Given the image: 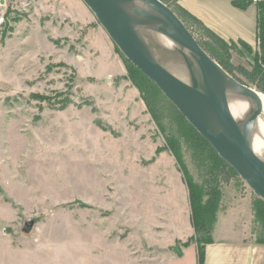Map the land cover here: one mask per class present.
Returning <instances> with one entry per match:
<instances>
[{
	"label": "rangeland",
	"instance_id": "obj_1",
	"mask_svg": "<svg viewBox=\"0 0 264 264\" xmlns=\"http://www.w3.org/2000/svg\"><path fill=\"white\" fill-rule=\"evenodd\" d=\"M186 21L201 45L210 41ZM224 43L234 77L254 88L238 69L251 70L256 50ZM133 67L81 0H0V264H104L183 247L169 248L193 230L166 143L177 118L160 104L158 128ZM192 150L181 144L184 165L209 187ZM219 176L209 239L256 240L257 197L238 175Z\"/></svg>",
	"mask_w": 264,
	"mask_h": 264
},
{
	"label": "water",
	"instance_id": "obj_2",
	"mask_svg": "<svg viewBox=\"0 0 264 264\" xmlns=\"http://www.w3.org/2000/svg\"><path fill=\"white\" fill-rule=\"evenodd\" d=\"M81 2L124 58L157 87L218 157L264 201V159L254 153L250 139L253 122L261 114V93L237 81L208 56L182 21L160 0ZM139 29L159 33L178 45L189 84L165 70ZM228 92L254 104L244 121L231 114ZM32 225L33 222H27L24 230L28 231Z\"/></svg>",
	"mask_w": 264,
	"mask_h": 264
},
{
	"label": "trees",
	"instance_id": "obj_3",
	"mask_svg": "<svg viewBox=\"0 0 264 264\" xmlns=\"http://www.w3.org/2000/svg\"><path fill=\"white\" fill-rule=\"evenodd\" d=\"M167 5L175 13V15L182 21L185 27L192 33V27L188 25L190 21L192 25H196L197 29L200 30V34L203 38L209 39L210 41L203 42L201 45L196 39L199 46L215 61L217 62L227 73H229L237 81V77H234V69L229 63V50L224 43L209 30L201 25L195 18L188 15L180 6L177 4V0H160ZM232 4L239 8L245 9L251 3L252 0H231ZM256 4L257 9V46L254 58V63L251 65V70L247 71L244 68L238 69V72L243 76L249 85L257 89L261 94L264 95V0H259ZM213 41L212 44L209 42ZM204 41V40H203ZM217 44L218 47H213ZM247 51L249 48L243 46ZM139 80L143 81V88L145 92H148L149 101L146 102L149 107L154 121L161 131H165V126L160 122L159 115L157 116V107L162 104H168L173 110L178 124L177 136H169L166 138V143L169 151L172 153L176 162L181 168L184 174L186 184L189 192L190 200V211H191V223L196 234V247H197V264H203L204 261V248L207 243L211 242L209 239L210 232L216 219V212L219 209L221 200V191L218 185L219 175L221 173H227L228 176L237 177L235 171L223 160H221L216 152L210 147V145L198 135V133L185 121V119L178 113V111L160 94L156 86L147 80L136 68L133 67ZM138 88V82H135ZM149 89V91H148ZM185 143L193 150V157L197 160L198 166L206 169V183L209 187L199 185L193 182L190 177L186 166L183 162L181 153V144ZM206 197V198H205ZM253 212L254 219L262 230V234L256 239L258 243H264V201L258 198L253 200ZM201 238H199L198 236ZM189 242L184 243L183 246H187Z\"/></svg>",
	"mask_w": 264,
	"mask_h": 264
},
{
	"label": "crops",
	"instance_id": "obj_4",
	"mask_svg": "<svg viewBox=\"0 0 264 264\" xmlns=\"http://www.w3.org/2000/svg\"><path fill=\"white\" fill-rule=\"evenodd\" d=\"M177 4L220 40L237 46L243 55L251 54L242 51L246 49L241 46H247L253 52L256 50L257 9L254 2L245 9L235 7L231 0H177ZM193 236L194 229L186 240L175 237L169 248L176 246L177 242L182 246L189 242L180 248L178 254L146 256L143 251V255L106 258L104 264H197ZM103 261L94 260L96 264ZM203 264H264V243L238 237L230 240L213 238L205 245Z\"/></svg>",
	"mask_w": 264,
	"mask_h": 264
},
{
	"label": "bare ground",
	"instance_id": "obj_5",
	"mask_svg": "<svg viewBox=\"0 0 264 264\" xmlns=\"http://www.w3.org/2000/svg\"><path fill=\"white\" fill-rule=\"evenodd\" d=\"M137 6L143 7L141 4H137ZM139 33L154 50L165 70L183 83L189 84V75L182 57L179 56L178 51L180 48L178 45L165 36L149 29H139ZM183 53L188 56L187 51H183ZM227 98L231 114L239 121H244L255 108L253 103L235 93L228 92ZM259 98L261 115H264V96L259 94ZM258 117L251 127L250 139L254 153L264 159V123Z\"/></svg>",
	"mask_w": 264,
	"mask_h": 264
},
{
	"label": "built area",
	"instance_id": "obj_6",
	"mask_svg": "<svg viewBox=\"0 0 264 264\" xmlns=\"http://www.w3.org/2000/svg\"><path fill=\"white\" fill-rule=\"evenodd\" d=\"M254 3L258 2L259 0H252Z\"/></svg>",
	"mask_w": 264,
	"mask_h": 264
}]
</instances>
